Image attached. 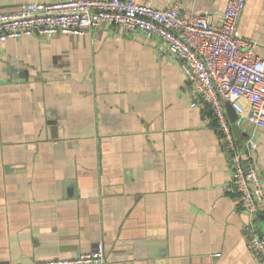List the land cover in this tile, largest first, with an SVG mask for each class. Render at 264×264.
Returning a JSON list of instances; mask_svg holds the SVG:
<instances>
[{
    "label": "crops",
    "instance_id": "1",
    "mask_svg": "<svg viewBox=\"0 0 264 264\" xmlns=\"http://www.w3.org/2000/svg\"><path fill=\"white\" fill-rule=\"evenodd\" d=\"M29 1L55 0H0V12ZM179 1L218 23L229 0ZM239 28L264 58V0L247 1ZM191 101L158 37L104 23L0 43V264L72 257L99 241L110 264H254L247 236L261 224L249 228L238 194L224 191L232 170L216 115ZM223 108L264 180V128Z\"/></svg>",
    "mask_w": 264,
    "mask_h": 264
},
{
    "label": "built area",
    "instance_id": "2",
    "mask_svg": "<svg viewBox=\"0 0 264 264\" xmlns=\"http://www.w3.org/2000/svg\"><path fill=\"white\" fill-rule=\"evenodd\" d=\"M248 0H229L218 23L206 14L185 15L181 2L157 8L142 0L29 1L15 10L0 12V43L27 35L83 34L108 24L123 32L138 31L158 37L167 52L179 60L192 97L191 106L211 105L221 143L228 156L231 179L223 189L238 194L254 227L264 210V180L258 168L238 148L223 108L229 102L238 115H246L256 129L264 128V58L256 54V42L240 32L239 23ZM245 98L250 109L241 103ZM258 146L253 133L247 148ZM254 264H264V236H247ZM216 256L220 252L215 253ZM34 264H110L104 242L72 257L37 260Z\"/></svg>",
    "mask_w": 264,
    "mask_h": 264
},
{
    "label": "water",
    "instance_id": "3",
    "mask_svg": "<svg viewBox=\"0 0 264 264\" xmlns=\"http://www.w3.org/2000/svg\"><path fill=\"white\" fill-rule=\"evenodd\" d=\"M228 105V110H229V115L232 119H236L238 117V114L235 112L233 107L229 102H227ZM257 219L259 220L261 226H260V231H259V236L263 237L264 236V211H259L257 213Z\"/></svg>",
    "mask_w": 264,
    "mask_h": 264
}]
</instances>
